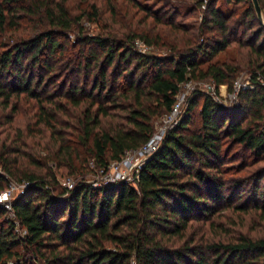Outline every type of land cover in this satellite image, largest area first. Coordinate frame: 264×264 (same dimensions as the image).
Here are the masks:
<instances>
[{"label": "trees", "instance_id": "obj_1", "mask_svg": "<svg viewBox=\"0 0 264 264\" xmlns=\"http://www.w3.org/2000/svg\"><path fill=\"white\" fill-rule=\"evenodd\" d=\"M71 1L0 0V127H12L22 99L33 100L29 125L41 147L37 156L26 155L22 131L9 142L0 136V192L11 178L29 183L11 204L24 236L0 204V264L13 258L32 264L22 261L21 247L46 264H264V231L242 230V213L255 225L264 222V84L258 79H264V20L254 1L225 0L234 5L225 9L207 0L198 32L169 56L135 47L137 37L161 44L147 29L119 37L81 28L71 37L83 17L102 14L99 0ZM259 3L264 12V0ZM169 24L177 26L172 18ZM8 31L17 38L13 45L3 38ZM232 42L237 57L201 66ZM247 66L255 86L240 91L239 104L228 109L196 89L182 120L133 182L58 187L61 167L84 173L93 158L107 168L147 143L157 118L173 110L182 83L211 78L217 89H232ZM226 208L231 215L223 214Z\"/></svg>", "mask_w": 264, "mask_h": 264}, {"label": "rangeland", "instance_id": "obj_2", "mask_svg": "<svg viewBox=\"0 0 264 264\" xmlns=\"http://www.w3.org/2000/svg\"><path fill=\"white\" fill-rule=\"evenodd\" d=\"M135 1L141 6L147 8L148 12L152 11L157 13L163 22L154 21L152 17H148V15H146L143 10L139 9L137 5H133L127 0L110 1V4H114L116 15L114 14L112 7L108 4V0H99L98 4L102 9L101 17L94 20L89 19L88 17H83L80 20L79 24H75V28L70 31V36L75 37L77 31H79V29L81 28L90 35H107L109 32H112L113 35L116 34L119 35V37H123L125 32H129L134 29H147L150 36H157V38L160 39L161 44H148L144 39L137 37L135 41V47L143 53L155 54L159 56H169L174 53L173 51L175 50H173L171 47L176 46L177 48L179 46H183V44L190 38V36L198 32L208 2L207 0H205L206 3L203 2L200 4L198 0ZM71 2L77 4L80 2V0H73ZM217 5L222 6V8L225 9H232L234 6L233 2L227 3L225 0H219ZM171 18L174 20L175 24H177L176 27L169 24ZM28 32L29 29L27 33ZM3 38L8 45H13L17 39L14 36V32L11 31L6 32ZM75 48L77 49L78 46ZM175 51H177V49ZM237 55L238 44L232 42L226 49L219 52L214 58L210 60H204L201 63V66L206 67L207 64H209V62L211 61H223L229 58L237 57ZM199 58L204 59L205 57L201 54ZM251 72V68H249L248 66L244 67L236 78L234 87L232 89H230L227 84L220 85L217 89L216 84L211 78L197 77L189 79L187 82L182 83L180 91L177 95V104L175 106V109L177 108L178 111L170 115L168 113L157 118V120L155 121L156 136H161V140H163L166 133L179 124L196 89L209 93L217 91V100L220 102V104H222L224 107H227L228 109H234L237 105L234 106L233 101L236 99L239 101V93L242 89L247 88V83H249L252 76ZM33 104V100L22 99L19 103V106L23 110V112L18 114V116L15 118L12 127H6L4 125L0 127L1 140L4 139L9 142L12 139V134H14L15 130L22 131L25 136H27L28 145L26 147H22L26 155H31L34 152L36 153L39 147L34 144V142L38 140V135H32V126H30V123H32L33 119H30L28 117L32 112L31 108L33 107ZM1 111L2 107L0 106V112ZM41 141L43 144H46L45 137H41ZM45 152L46 151L44 149L40 153L41 155H45ZM35 153L34 155L37 156V154ZM26 158L27 157L23 159L24 162L26 161ZM143 158L144 156L140 151H129L122 157V160L111 161L107 168L97 166L93 158L90 159L88 170L84 173L69 174L65 167H61L57 170L54 168V170H56V177L58 182L57 184L59 185L58 187L61 188L66 187L70 184L74 187V185L78 181L84 180L90 184H95L96 186L100 187L107 186V183H109L108 181H111V183L115 185L116 182L114 181L117 180L118 182V178L122 176V171H125L131 177L128 178V182H133V176L136 168L139 166ZM49 164L55 165V162L50 161ZM260 164H263V162ZM0 171H2L1 166ZM27 184L28 181L11 178L10 185L8 186L10 187V189H4V193L0 194V204L6 206L11 211L10 204L14 200L21 197L27 191V188L29 186ZM261 184L262 186H264V181H262ZM250 187L251 184L246 185L245 192L243 194L244 196L247 195L248 189ZM61 188L59 190H61ZM67 196L68 194H64L63 196L60 195L59 197L67 198ZM223 214L231 215L232 211L226 208L223 209ZM242 214L246 218L242 230L250 234L261 235L264 231V222H261V220H257V222L259 221L260 223H257V225H255L251 221V219L253 218L252 215H246L245 213ZM9 217L16 222L15 229L18 235L24 236L26 234V228L23 227L18 220H16L15 215L12 211L10 212ZM223 219H225V217H218L216 221ZM208 225L209 224L207 223L206 228L208 227ZM254 225L257 227H254ZM198 227L199 226L196 225L192 229V231H198ZM21 250L25 258L22 261L26 262L29 260L32 264H46L40 258L35 259L34 257H32V255L25 248L21 247ZM16 262L17 260H15L14 258L8 260V264H15Z\"/></svg>", "mask_w": 264, "mask_h": 264}, {"label": "built area", "instance_id": "obj_3", "mask_svg": "<svg viewBox=\"0 0 264 264\" xmlns=\"http://www.w3.org/2000/svg\"><path fill=\"white\" fill-rule=\"evenodd\" d=\"M263 20H264V13H263ZM258 79L264 84V79L261 76H258ZM254 86L255 85L252 83V81L250 79V81H249V83H247L246 87L247 88H254ZM217 93H218L217 91L216 92H211V94L216 99L218 97ZM235 98H236V96H235ZM176 104H177V101H176V103H175V105L173 107V110L169 113V115L172 114V113H175L176 111H178L177 108L175 109ZM233 104H234V106H236V105L239 104V101L236 99V100L233 101ZM161 142H162L161 136H156V134L154 133V135L150 138V140L147 143H145L143 146H141L140 148H137V149L129 150V151H140L143 154V156H144V158L142 159L141 163L136 168V171H135L134 176H133V181L135 179L136 174L140 171V168L144 165L146 160L148 158H150L158 150V148L160 147ZM129 151H127V152H129ZM118 161H120V160H118ZM121 174H122V176L120 178H118V182H120V181L128 182V180H129L128 178H131L125 171H122ZM108 182L109 183H107V186L114 185L113 183H111V181H108ZM114 182L118 183L117 180H115ZM27 185H29V183ZM93 185L96 186L95 184H93ZM66 187L72 188L73 186L70 184V185H67ZM7 189H10V187H8ZM2 193H4V190L0 192V194H2ZM9 203H11V202H9Z\"/></svg>", "mask_w": 264, "mask_h": 264}, {"label": "water", "instance_id": "obj_4", "mask_svg": "<svg viewBox=\"0 0 264 264\" xmlns=\"http://www.w3.org/2000/svg\"><path fill=\"white\" fill-rule=\"evenodd\" d=\"M253 1L255 3V7L257 9V12H258L260 18L263 20V12L261 10V6H260V3H259V0H253Z\"/></svg>", "mask_w": 264, "mask_h": 264}]
</instances>
